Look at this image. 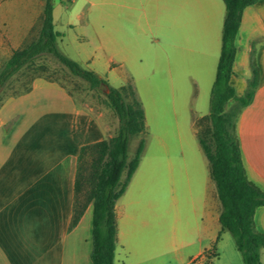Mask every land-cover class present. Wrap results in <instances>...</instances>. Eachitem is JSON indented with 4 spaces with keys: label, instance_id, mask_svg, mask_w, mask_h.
Returning <instances> with one entry per match:
<instances>
[{
    "label": "rangeland",
    "instance_id": "1",
    "mask_svg": "<svg viewBox=\"0 0 264 264\" xmlns=\"http://www.w3.org/2000/svg\"><path fill=\"white\" fill-rule=\"evenodd\" d=\"M198 1L52 0L55 29L62 34L58 50L112 88L131 85L144 109L147 133L130 138L129 159L143 138L145 152L120 204L138 228L136 246L150 251L156 264H190L196 251L214 246L217 235L211 208L220 203L194 123L210 113L220 47L215 59L211 37L194 25ZM44 3L0 0L10 6L2 17L9 31L4 28L0 38V69L13 50L11 38L22 47L37 37ZM106 99L100 88L52 56H42L0 92V135L10 134L4 143L15 150V160L28 152L33 168L36 161L65 158L97 137L86 140L90 125L105 124L109 134L116 133L119 120ZM93 115L99 119L90 124ZM197 127L204 134L210 124ZM24 169L16 166L6 181L0 172V218L12 237L29 216L30 193L38 191L30 187L32 179L26 187L20 176L32 174ZM216 252L213 264H244L229 232L217 242Z\"/></svg>",
    "mask_w": 264,
    "mask_h": 264
},
{
    "label": "trees",
    "instance_id": "2",
    "mask_svg": "<svg viewBox=\"0 0 264 264\" xmlns=\"http://www.w3.org/2000/svg\"><path fill=\"white\" fill-rule=\"evenodd\" d=\"M257 1L223 0L226 14L216 76L211 89L210 113L197 120L195 125L199 144L208 159L211 178L222 204L219 218L222 229L233 236L244 264H262L261 251L264 249V234L258 232L254 225L256 210L264 206V191L248 179L237 137L238 118L252 101L257 87L258 69L255 61L251 62L252 78L243 96L236 95L231 79L242 13ZM61 37L62 34L54 25L52 0H45L37 37L14 50L0 69V92L17 73L32 67L46 55L55 58L94 89L100 88L102 83L107 84L94 71L82 68L58 50L57 41ZM108 87L105 103L117 116L119 126L112 138L80 148L70 224V229H73L87 207L92 206V264H114L116 202L125 193L145 148V140L141 139L134 156L129 159L130 138L146 133L145 112L135 89L129 84L120 89ZM207 121L210 129L207 128L204 135L197 126ZM82 194H85V200ZM205 257V264H212L218 257L216 248L206 252Z\"/></svg>",
    "mask_w": 264,
    "mask_h": 264
},
{
    "label": "crops",
    "instance_id": "3",
    "mask_svg": "<svg viewBox=\"0 0 264 264\" xmlns=\"http://www.w3.org/2000/svg\"><path fill=\"white\" fill-rule=\"evenodd\" d=\"M198 5L193 22L202 34L207 38L211 37L212 57L216 59L218 57L217 48L220 47L221 51L222 46L225 5L222 6L219 0H199ZM6 7L9 8L10 6L0 5V19L4 13H8ZM8 25L9 23L2 19L0 38L5 31L3 29ZM5 29L9 31V28ZM24 34L25 31H23ZM11 43L12 52L20 48L15 47V38H11ZM235 44L237 53L231 84L235 88L237 96H239L237 90L245 93L248 89L252 78V60L255 61L258 69V82L253 99L242 111L237 121V137L246 175L251 182L264 191V0H258L244 9ZM94 116L88 117L90 124L95 123L96 118L99 119V117L95 116L94 118ZM196 122L194 123V130L197 136ZM100 125L102 128H100L101 126L91 128L90 125L87 130H84L86 140L90 136L97 137H91L89 141L80 144L76 153L66 155L65 158L61 156L59 159L55 158L51 161H36L34 168L28 152L19 153L18 161L15 160V150L7 148L8 144L4 143L9 140L10 134L0 135V172H4L3 176L1 175L3 179L6 181L12 177L11 172L16 166L23 170L26 168L27 171L30 168L32 175L25 172L20 177L24 178L27 188L29 184L26 182L32 179L30 187H35L38 190L35 194L29 191L28 208L30 213L29 216L26 215L24 219L22 218L24 222L20 223L21 228L15 237L11 236L6 224L0 218V264H92L90 258L92 250V206L87 207L73 229H70V224L73 217L74 188L80 148L84 145L108 140L115 135L109 134L108 126L101 123ZM105 135L108 136L107 139L102 137ZM28 177L30 178L28 179ZM125 193L118 199L115 207L117 242L114 264H156L157 262L150 251L144 250V248L139 249L136 246L137 242L141 241L137 232L138 228L133 216L127 214L125 208L120 204ZM212 193L214 195V192ZM214 196L215 199L219 200L217 190ZM219 203L215 202L211 208L214 212L212 213V222L217 224V235H214L216 241L212 248H216L221 236L228 232L222 229L219 220L222 212L220 200ZM254 225L258 232L264 234V206L256 210ZM214 237H212L213 240ZM211 249L203 250L200 248L191 256L190 264H193L194 261L202 262L205 260L206 262L205 253ZM261 263L264 264V249L261 251Z\"/></svg>",
    "mask_w": 264,
    "mask_h": 264
},
{
    "label": "water",
    "instance_id": "4",
    "mask_svg": "<svg viewBox=\"0 0 264 264\" xmlns=\"http://www.w3.org/2000/svg\"><path fill=\"white\" fill-rule=\"evenodd\" d=\"M101 90L105 93V94H108L109 93V87L108 85L102 83L101 86H100Z\"/></svg>",
    "mask_w": 264,
    "mask_h": 264
}]
</instances>
